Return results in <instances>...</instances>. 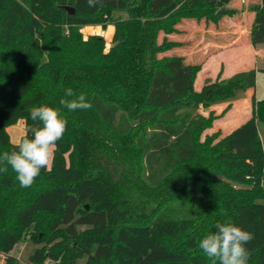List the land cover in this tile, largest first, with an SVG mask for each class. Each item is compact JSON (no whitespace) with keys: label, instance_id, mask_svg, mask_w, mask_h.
<instances>
[{"label":"trees","instance_id":"trees-1","mask_svg":"<svg viewBox=\"0 0 264 264\" xmlns=\"http://www.w3.org/2000/svg\"><path fill=\"white\" fill-rule=\"evenodd\" d=\"M230 2L103 0L89 8L86 0H0V153L15 146L10 126L23 119L21 138L30 137L31 109L59 108L66 88L92 104L63 109L68 125L51 169L31 187L21 188L10 167L0 172L6 264H18L11 252L27 239L41 245L29 257L36 264H212L199 242L226 220L253 234L248 264H264L257 70L219 76L197 90L201 64L169 54L183 45L171 36L182 20L216 24L235 14ZM123 11L129 16L116 15ZM252 11L249 40L258 46L264 0ZM109 23L108 51L102 35L81 31ZM239 90L253 91L252 116L228 134L206 133ZM223 102L220 114L193 112Z\"/></svg>","mask_w":264,"mask_h":264},{"label":"clouds","instance_id":"clouds-1","mask_svg":"<svg viewBox=\"0 0 264 264\" xmlns=\"http://www.w3.org/2000/svg\"><path fill=\"white\" fill-rule=\"evenodd\" d=\"M86 3L89 8L103 6V0H86ZM59 105V108L33 107L29 112L35 122L28 129L31 136L26 133L15 142L13 150L0 153V172H7L10 167L21 188L31 187L42 169H51L57 142L63 138L68 125L63 109L76 112L92 107L85 93L77 94L70 87L64 90ZM253 238L251 232L226 220L217 222L215 230L203 236L199 249L212 264H248L250 253L246 245Z\"/></svg>","mask_w":264,"mask_h":264},{"label":"crops","instance_id":"crops-1","mask_svg":"<svg viewBox=\"0 0 264 264\" xmlns=\"http://www.w3.org/2000/svg\"><path fill=\"white\" fill-rule=\"evenodd\" d=\"M253 17L254 13L251 10V13H244L242 11L235 12L232 16H224L216 24L203 22V25L195 26L191 21H185L186 23H184L185 19L182 20L181 24L189 23L188 25L192 27L190 34V57L195 55L201 56V59L198 60L199 62H196L202 65V70L199 73L201 76L200 81L202 82L200 88L215 81L220 73H223L222 77H228L242 69L254 67L257 70L261 67L259 66V62L264 59L263 44L254 46L249 40ZM180 32H182V29H180ZM178 40L181 41V39ZM183 46H179V48ZM175 54L185 57L188 55V53L183 52H176ZM252 94L253 91L249 90L244 95H241L238 100L232 101L234 111L237 110L239 113L243 111L241 118L244 117V113H246L248 107L251 108L249 115L247 114L243 120H241L240 116L235 119L231 115L229 119L223 120V122L217 124L214 128L221 130L222 135H225L248 120L252 116ZM227 105L228 102H224L216 105V107L224 109ZM259 123L261 121H258L259 134L261 139L264 140Z\"/></svg>","mask_w":264,"mask_h":264},{"label":"rangeland","instance_id":"rangeland-1","mask_svg":"<svg viewBox=\"0 0 264 264\" xmlns=\"http://www.w3.org/2000/svg\"><path fill=\"white\" fill-rule=\"evenodd\" d=\"M260 1L261 0H246L245 2H241V0H231L230 6L234 7L236 9L237 13L242 12V11L244 13H251L252 7L256 4H259ZM129 14L130 13L128 11L116 13L117 16H121L124 18L128 17ZM185 21H188V22L191 21V23L193 22L195 24V26L196 25L201 26L204 24L203 22H197L194 19H185L183 22L186 23ZM188 24H184V25L181 23L178 24V26L181 27L180 29H182V32H180V33L178 32V33L171 35L174 39H177V40L181 39L184 46L181 48H179V47L173 48L171 51H169V54H175L176 52L188 53V55L186 57V61L196 63V62H199L198 60L201 59V56L195 55V56L190 57V55H189L190 48H191L190 34L192 32V27H190ZM114 30H115V26L112 23H109L106 25H102V24L85 25V26H82V28H81V31H82L84 36L93 35V34L102 35L105 38V49L107 51L113 45ZM263 48H264V44H263ZM259 66H261V67L257 69V82H256V88L254 91H255V96L257 99H263L264 98V59L261 60V62H259ZM201 70H202V65L196 74L195 83H196V89L197 90H201V88H202V87L200 88V85L202 84V82L200 81L201 76L199 74L201 72ZM222 75H223V73H220L218 75V77L219 76L222 77ZM244 94H245V92L243 90H239L236 92L235 97L233 99L238 100V98ZM211 109H214L217 114H220L224 110L221 107H216V105H215V108H213V107L209 108V107H205L203 105H199L197 109L193 110V112L197 111V112H201L205 115H208L210 113ZM250 110H251V108L248 107L246 110V113H244V117L241 118L243 111H242V113L241 112L239 113V111H237V110L234 111V108L231 105L224 112V114H222L220 117H218L217 119L214 120L213 125L211 127H208L205 130V132L206 133H212L213 131L216 130V128H214V127L217 124L223 122V120L229 119L231 117V115H233L232 117L235 119L239 118V116H240L241 120H243L247 116V114L248 115L250 114ZM232 112L235 114H233ZM259 127H260L262 135L264 137V123H262V122L259 123ZM8 132L10 134V138H11V141L13 143L19 141L21 136L25 133V126H24L23 119H20L15 125L10 126L8 128ZM101 159H103V158H101ZM108 163L111 164L110 161ZM117 169H118V167L116 168V170ZM116 170L112 174V176L114 178H117L118 173ZM149 205L148 206L151 208V206H152L151 203ZM146 210H147V208H146ZM148 210H149V208H148ZM39 246H41V245L35 244L33 241L27 239L24 242H20L19 244H17V246L12 250L11 255H13L17 258L18 264H30L29 257L35 251V249ZM5 257L6 256L4 254L0 253V264H6ZM83 263H84V259H81L78 261V264H83Z\"/></svg>","mask_w":264,"mask_h":264},{"label":"water","instance_id":"water-1","mask_svg":"<svg viewBox=\"0 0 264 264\" xmlns=\"http://www.w3.org/2000/svg\"><path fill=\"white\" fill-rule=\"evenodd\" d=\"M225 3H228L230 0H223ZM64 9H66L68 11V13L70 14H74L75 13V9L72 6L69 5H65L63 6ZM88 207V206H87Z\"/></svg>","mask_w":264,"mask_h":264},{"label":"built area","instance_id":"built-area-1","mask_svg":"<svg viewBox=\"0 0 264 264\" xmlns=\"http://www.w3.org/2000/svg\"><path fill=\"white\" fill-rule=\"evenodd\" d=\"M242 2H244L245 0H241ZM30 264H36V263H30ZM42 264H51V262L49 260L45 261L44 263Z\"/></svg>","mask_w":264,"mask_h":264}]
</instances>
